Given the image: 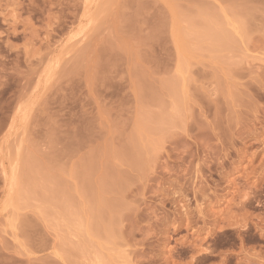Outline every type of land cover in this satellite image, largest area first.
<instances>
[{"label": "rangeland", "instance_id": "rangeland-1", "mask_svg": "<svg viewBox=\"0 0 264 264\" xmlns=\"http://www.w3.org/2000/svg\"><path fill=\"white\" fill-rule=\"evenodd\" d=\"M0 264H264V0H0Z\"/></svg>", "mask_w": 264, "mask_h": 264}]
</instances>
